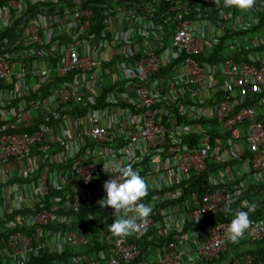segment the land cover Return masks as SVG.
I'll list each match as a JSON object with an SVG mask.
<instances>
[{
    "label": "built area",
    "instance_id": "obj_1",
    "mask_svg": "<svg viewBox=\"0 0 264 264\" xmlns=\"http://www.w3.org/2000/svg\"><path fill=\"white\" fill-rule=\"evenodd\" d=\"M111 157L146 181L145 248L98 204ZM249 196L264 204V0H0V264L218 260L219 215Z\"/></svg>",
    "mask_w": 264,
    "mask_h": 264
},
{
    "label": "clouds",
    "instance_id": "obj_2",
    "mask_svg": "<svg viewBox=\"0 0 264 264\" xmlns=\"http://www.w3.org/2000/svg\"><path fill=\"white\" fill-rule=\"evenodd\" d=\"M252 3L253 0H223L225 8L247 9L251 7ZM102 165L109 177L116 174V178H109L104 182L103 191L105 194L98 204L101 208L107 206L114 210L115 219L109 224V229L113 234L127 235L135 230L138 220H145L152 212V207L149 204L138 202L146 195V181L131 164L122 165L114 157L107 159ZM251 207L250 205L249 210ZM249 224L248 212L236 210L227 225L225 238L230 242L238 241L249 228Z\"/></svg>",
    "mask_w": 264,
    "mask_h": 264
},
{
    "label": "trees",
    "instance_id": "obj_3",
    "mask_svg": "<svg viewBox=\"0 0 264 264\" xmlns=\"http://www.w3.org/2000/svg\"><path fill=\"white\" fill-rule=\"evenodd\" d=\"M168 69H166L167 71ZM224 187V185H216V187H214L215 189H220ZM148 192V191H147ZM150 197V193H146L145 197L142 198L141 201L138 202H143L145 204H148V199ZM249 198L251 199V206L253 210L248 211L247 209H239L245 212H248V218H255V219H261L264 222V204H258L254 202V198L253 196H249ZM106 207H104V214H107V210L105 209ZM236 208L232 209L231 212L222 214L221 216L219 215V218L223 219V220H228L230 221L233 217V215L235 214ZM95 211L93 210H88L84 216L88 213H94ZM250 215H252L250 217ZM103 224L100 223V218H99V212H96L95 218L91 221V222H86L84 224V227L87 231L88 234H94L96 233L97 229L99 227H102ZM130 239L131 241H136V242H142L143 241V248L149 246L150 244H152V242H150V240H147V235L148 232L144 233V237L142 240L137 241L134 238V232H130ZM230 254H233V257H239L240 255H245V254H249L251 255V257L254 260V263H259L261 261H264V237L260 240H258L257 242H249L248 239L243 235L238 241L233 242L229 247L227 252L224 253L225 256H221L220 259L218 260H211L208 262H204V261H200L198 264H224L223 261H226L228 259V257L230 256ZM232 258H230L231 260ZM37 262V261H35ZM152 262H155V258H153Z\"/></svg>",
    "mask_w": 264,
    "mask_h": 264
},
{
    "label": "crops",
    "instance_id": "obj_4",
    "mask_svg": "<svg viewBox=\"0 0 264 264\" xmlns=\"http://www.w3.org/2000/svg\"><path fill=\"white\" fill-rule=\"evenodd\" d=\"M224 47H225V46H224V45H222V46L220 47V49H221V50H224Z\"/></svg>",
    "mask_w": 264,
    "mask_h": 264
}]
</instances>
